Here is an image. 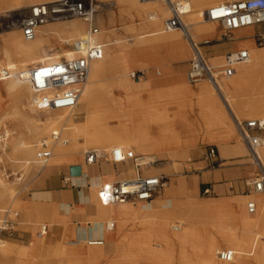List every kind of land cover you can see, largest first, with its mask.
Returning a JSON list of instances; mask_svg holds the SVG:
<instances>
[{"label": "bare ground", "instance_id": "bare-ground-1", "mask_svg": "<svg viewBox=\"0 0 264 264\" xmlns=\"http://www.w3.org/2000/svg\"><path fill=\"white\" fill-rule=\"evenodd\" d=\"M42 1L0 0V70L7 67L24 73L41 63L77 57L71 43L88 32L87 19L82 17L49 21L37 28L32 40L23 39L19 20ZM91 1L92 20L99 28L94 41L105 46L102 57L90 65L75 108L37 111L26 80L15 76L0 80V106L8 108L5 116L10 115L15 125L10 145L14 159L26 166L37 163V144L53 131H61L66 143L55 145L50 159L38 165L35 180L66 163L69 168L79 167L80 174L71 177L87 184L84 191L90 202L83 218L73 210L70 214L61 211L57 202L43 200L36 193L21 202L15 199L13 182L6 184L0 174V205H15L21 223L31 228L25 245L0 243V264H31L37 258L43 264H264V190L231 195L228 200H199V181L191 174L170 178L149 202L102 205L96 196L100 185L135 178L133 163L114 168L104 162H84L87 150L102 152L122 146L134 151L143 168L147 167V175L171 177L181 171L176 159L188 160L191 149L208 143L216 145L223 158L241 156L246 144L238 139L234 119H264V47L254 44L255 26L227 30L218 20L204 16L213 6L234 0H171L178 5L186 32L164 27L170 0ZM227 34L235 38L232 52L243 46L249 59L236 65L232 76L218 78L217 85L208 79L188 84L185 62L193 56V43L198 46ZM162 52L178 60L176 65L162 59ZM223 57L206 58L218 67ZM152 66L160 75L155 81L149 71ZM136 67L147 73L148 81L143 75L134 80L128 77ZM189 96L196 98L198 111L191 107ZM80 115L85 119L76 121ZM113 119L115 126L109 124ZM8 134L3 130L0 138ZM230 138L238 143L232 146ZM256 158L264 166V145L252 157L256 165L250 184L259 169ZM249 202L257 206L253 214L248 213ZM71 214L75 221L70 220ZM68 219L80 228L102 230L104 240L69 239L74 227ZM41 221H47L48 228L38 235L34 225ZM229 251L230 260L222 259L221 253Z\"/></svg>", "mask_w": 264, "mask_h": 264}, {"label": "built area", "instance_id": "built-area-1", "mask_svg": "<svg viewBox=\"0 0 264 264\" xmlns=\"http://www.w3.org/2000/svg\"><path fill=\"white\" fill-rule=\"evenodd\" d=\"M144 1V0H139ZM93 2L91 0H59L47 1L32 5L19 20V27L23 39L32 40L37 34V28L49 21L82 17L87 19L88 32L74 40L71 47L75 49L77 57L73 59H62L53 63H41L28 67L24 73L14 72L9 68L0 70V80L10 77H19L26 80L32 89V105L37 111L44 110H72L78 104L81 88L88 79V72L92 61L102 57L104 43L96 40L94 35L98 31L92 20ZM95 13V12H94ZM178 5L170 0V16L165 22L166 30L179 28L185 31V25L179 17ZM207 18L218 20L222 27L227 30L242 28V26H260L264 24V0H234L225 1L208 9L205 12ZM228 37V36H227ZM257 45L264 44V31L254 35ZM249 51L242 48L235 52H228L224 56L221 66L213 67L200 51L197 44L193 43V56L189 61L187 79L191 82L200 79H208L217 85L218 78L232 76L236 70L235 66L243 64L249 59ZM139 76L138 72L131 74L134 79ZM240 138L247 144L249 153L254 158L256 149L264 144V119L238 120L234 119ZM66 143L61 131H53L50 138H44L37 144L35 161L44 165L53 155L54 146ZM217 151L214 146L208 148L205 159L216 164ZM132 149L117 146L98 152L87 150L84 154V162L94 164L100 161L118 167L119 164L131 161L135 170V178L118 180L115 183L104 182L96 192L97 201L102 205L115 204L124 201H150L152 196L164 187L166 181L164 176L141 175L142 164ZM257 159V158H256ZM260 175L250 185L254 192L264 190V166L258 160ZM203 194H210L209 188L202 189ZM254 202L247 204L248 212H254ZM14 217V218H13ZM18 212L11 208L0 209V243L3 237H11L19 231ZM48 224L39 226L38 235L47 231ZM101 243V241H100ZM232 252H222L221 258L230 260Z\"/></svg>", "mask_w": 264, "mask_h": 264}, {"label": "rangeland", "instance_id": "rangeland-1", "mask_svg": "<svg viewBox=\"0 0 264 264\" xmlns=\"http://www.w3.org/2000/svg\"><path fill=\"white\" fill-rule=\"evenodd\" d=\"M42 2H47V1L43 0ZM114 9H115V7L111 8L110 11H112ZM100 11L106 13L109 10H102L101 9ZM95 26H97V25H95ZM97 28H98V26H97ZM2 30H3V28H0V33H1ZM98 30H99V28H98ZM260 31H264V25H260L259 28H256L254 35H256V33L260 32ZM254 35H253V39H254ZM234 40H235L234 37H232L230 34H227V35H224L221 39H218V40H209L206 43H204V42L198 43V46L201 47V52H203V54H204V56L206 58L207 56L217 54V53L212 52L213 49L218 48L219 46L224 45V44L225 45H232ZM0 44H1V40H0ZM254 44L258 48L264 47V44L260 45V46L257 45L255 43V40H254ZM208 48H209V51L211 52V54L207 51ZM242 48H243V46L240 49H242ZM162 53H163L162 54V59H165V60L169 59L170 60L169 62H170V64L172 66L176 65L175 63L178 60L172 59L171 56L169 57L168 55L164 54V52H162ZM227 53H228V51L224 52L222 54L225 56ZM189 61L190 60L185 62V63H187V68H188ZM207 61L209 62V60H207ZM223 62H224V57H223ZM155 70H156V68L154 66H152V68L149 70L150 72H152L151 74H152V78L154 79V81L157 80L158 78H160V75H158L155 72ZM134 72H138L139 76L143 75L146 78V81H148L147 73H145L142 68L136 67L133 70L132 73H134ZM139 76L137 75L136 77H139ZM128 77L130 79L134 80L131 77V75L128 76ZM186 79H187V74H186ZM187 82H188V84L196 85V84L204 83V82H207V81L204 80V79H200V80L194 81V82H191V81L187 80ZM144 99L146 100L147 98H144ZM188 99H190L189 103L191 104V107H194L195 111L196 110L198 111L200 109V107H199L198 104L195 103L196 102V98L189 96ZM7 111H8L7 107L0 106V136L3 134V130H7L9 132L8 137L5 138V136H4V139L0 138V174H1L2 180L6 184H12V182H13V185L15 187V191L14 192L16 193L15 194V199L23 202V201H27L29 196H31L35 191H37L39 189V188H36L37 180H35L36 179L35 175L37 173V168H38L39 164L31 163L30 165L26 166L21 159L15 160L14 157L12 156L10 145H11L13 136H15V134H13V132H15V130H14L15 125H14V122H12L10 120V118H11L10 115L5 116L7 114ZM232 118H233V116H232ZM84 119H85L84 115H80V117L77 118L76 121L80 122V121H82ZM109 124L111 126H115V125H117V121L115 119L110 120ZM46 138H48V137H46ZM238 139L241 142H243L242 139L240 138V135H238ZM227 141H228V143L235 144V145L238 143L235 138H230ZM244 144H246V143H244ZM211 146H214L215 148H218L216 145H214L212 143H208V145H206L204 147L191 149L190 157H189L188 160L176 159L177 164H175V165L180 167L181 171H179L177 173H174L173 176H171V177H168L164 173H162L161 175L164 176V179H165L164 181H167V183H168L170 178H173V177H185V178H188V176L191 175L192 173H195V172H198L200 170H203V167L196 166V164H193L192 161L197 160V159H204L206 151ZM241 156L244 157L245 161L251 163L254 166L256 165L254 163V160L252 159L251 154L249 153L247 144H246V147H245V152H243ZM82 158H83V155H82ZM102 162L103 161L97 162V164L104 165V164H102ZM68 166H69L68 163L63 164L62 166H60V167L56 168L55 170H53L52 173L61 172V171H63V169L67 168ZM213 166H215L213 163L209 164L208 168L209 167H213ZM141 168H142V170L140 171V174L148 176L146 174L147 167L145 166L143 168V166H142ZM257 172L258 173H257L256 176H259L260 175V170L257 169ZM66 176H67V174H66ZM18 178H19V180H17ZM115 182H117V181H115ZM247 183H248V181H247ZM248 184H250V183H248ZM64 187H68V184H66ZM64 187H61V188H64ZM77 189H80V188H77ZM163 189H164V187H162L160 190H158L152 196L151 200L154 198V196L156 194H159ZM202 189L203 188H199V185H198L197 198H199V200H205V199H209L210 200V199H213V200H216V201H221V200H228V199L233 198L231 195H229L228 197H217V196H214L212 193L203 194L202 193ZM252 192H254V191L251 189L250 185H248V190L246 191V193H252ZM137 204H138V201L135 202L134 205H137ZM6 208H9V209L11 208L13 211H18V208L15 207V205H13V204H11L9 202L6 205H0V209H6ZM256 208H257V206H256ZM256 208H255V210H256ZM76 209H77V207L73 208V210H76ZM255 210H254V212H255ZM246 211H247V209H246ZM254 212H248V213L249 214H253ZM20 217H21V215L18 212V221H20ZM68 221H69V219H68ZM47 223H48L47 221L38 222V225H34V231L36 232L39 229V226L41 224H47ZM69 225L72 226V227H77L78 226V225H74L70 221H69ZM18 229H19V231L16 232L15 235H13L11 237H3L4 240H7L8 242H13V243H16V244H20V245L27 244L29 242V236L31 234V228L29 226L25 225V224L19 223L18 224ZM69 239H75V238H71L70 237ZM43 263H45V262L43 260H39L38 258L32 260V262H31V264H43Z\"/></svg>", "mask_w": 264, "mask_h": 264}, {"label": "crops", "instance_id": "crops-1", "mask_svg": "<svg viewBox=\"0 0 264 264\" xmlns=\"http://www.w3.org/2000/svg\"><path fill=\"white\" fill-rule=\"evenodd\" d=\"M259 27L260 26H255V28ZM231 49L232 45L224 44L213 49L212 52L222 54L227 51L230 52ZM207 51L211 54L209 48ZM231 145L234 146L235 144ZM232 149L234 150V147H232ZM216 151V164L213 167L208 168L209 164H212V161L206 160L205 158L192 161L196 166L203 167V170L192 173L199 181V188H209L210 193L217 197L245 194L248 190L247 181L252 177L251 175L254 171L253 165L245 161L243 156L231 154L223 158L218 148H216ZM66 174L70 176L69 166L61 172H51L45 175V177L40 178V180L36 182V188L39 189L33 194L36 193L39 198L43 200L57 202L60 210L67 214H70L73 208L77 207V209L73 211L81 213L79 218H83L84 215L82 214L86 212V206L90 202L88 193L84 191L86 189L85 185L87 184L83 183L82 178L77 179L70 176L69 179H66ZM66 184H68V187H64ZM75 219L73 214H71L70 220L75 221ZM73 233V237L71 238L78 240L83 239V237H90L93 240L101 242L104 240L103 231L94 229L91 226L85 228H80L79 226L74 227Z\"/></svg>", "mask_w": 264, "mask_h": 264}, {"label": "water", "instance_id": "water-1", "mask_svg": "<svg viewBox=\"0 0 264 264\" xmlns=\"http://www.w3.org/2000/svg\"><path fill=\"white\" fill-rule=\"evenodd\" d=\"M69 174H70V176H76V175H79V174H80V169H79V167L71 166V167L69 168Z\"/></svg>", "mask_w": 264, "mask_h": 264}]
</instances>
